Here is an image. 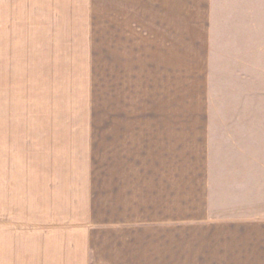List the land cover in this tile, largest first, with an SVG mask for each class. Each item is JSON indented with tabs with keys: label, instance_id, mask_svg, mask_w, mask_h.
<instances>
[{
	"label": "crops",
	"instance_id": "1",
	"mask_svg": "<svg viewBox=\"0 0 264 264\" xmlns=\"http://www.w3.org/2000/svg\"><path fill=\"white\" fill-rule=\"evenodd\" d=\"M130 1L132 10L126 4L109 16L108 33L124 35L125 73L140 67L145 35H159L146 46L159 49V122L110 123L106 193L94 189L91 170H69L72 182L41 202L59 214L31 219L38 227L24 232L5 233L0 223V264H159V226L214 217L213 209H229L216 203L253 201L264 187V84L254 78L261 53L264 60V0ZM157 1L159 13L143 10ZM89 3L67 0L59 15L68 20L60 31L80 35L72 41L88 47ZM149 18L159 27L149 30ZM219 57L231 59L228 68L217 67ZM261 68L264 80V61ZM112 159L121 162L114 169ZM2 177L1 168L3 211ZM99 208L106 218L95 217ZM149 209L159 211L155 228Z\"/></svg>",
	"mask_w": 264,
	"mask_h": 264
},
{
	"label": "rangeland",
	"instance_id": "2",
	"mask_svg": "<svg viewBox=\"0 0 264 264\" xmlns=\"http://www.w3.org/2000/svg\"><path fill=\"white\" fill-rule=\"evenodd\" d=\"M90 1L94 32L88 47L72 41L80 35L60 31L68 23L59 16L67 0L63 10L60 0H0V223L5 233L37 228L28 221L44 213L59 214L58 207L44 209L41 202H50L44 198L72 182L69 170H91L94 189L106 193L110 123L159 122V49H149L159 35H145L140 67L125 73L124 35L109 34L108 20L126 4L132 10L133 3ZM144 4L143 10L159 13V1ZM83 19L81 14L75 21ZM146 23L149 30L159 27V19ZM263 61L261 53L254 76L261 89ZM228 62L219 57L216 64L228 68ZM259 106L263 125L262 96ZM119 163L112 159V169ZM221 206L229 209H213L216 216L192 224L164 226L152 223L159 211L149 209V227L159 226V264H264V187L253 201L214 205ZM223 213L229 216H219ZM96 216L106 218V209H95Z\"/></svg>",
	"mask_w": 264,
	"mask_h": 264
}]
</instances>
